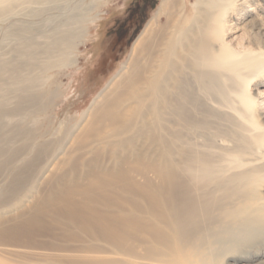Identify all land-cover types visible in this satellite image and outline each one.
<instances>
[{"label":"rangeland","instance_id":"rangeland-1","mask_svg":"<svg viewBox=\"0 0 264 264\" xmlns=\"http://www.w3.org/2000/svg\"><path fill=\"white\" fill-rule=\"evenodd\" d=\"M132 1L0 0V131L10 140L9 150L0 160V200L5 197L10 201L8 206L0 207V212L14 216L27 213L38 199L52 191L71 196L77 208L89 212L82 188L88 186L92 165L108 164L116 153L132 174L142 164L134 156L126 157L116 138L99 137L101 124L87 129L90 118L83 117L93 98L122 68L134 39L160 2L140 0L143 22L141 17L130 42L113 54L114 45L109 44L107 32L115 16ZM189 1L183 0L186 15L192 12ZM249 3L243 0L233 4L223 15L226 21L221 38L235 59L256 54L258 47L264 49V12L256 3ZM244 5L250 9L244 10ZM139 55L138 61L144 59L143 54ZM217 66L206 68L208 74L202 86L190 85L201 94L202 112L197 115V124L187 128L185 137L189 157L198 159V163L208 159L213 165L214 171L207 179L202 178L203 183H197L201 187L192 194L198 193L216 217L221 205L229 208L246 199L253 176L258 177L254 183L264 201V142L257 138L264 134V64L250 75L240 64L237 68ZM21 96L38 102L23 108ZM24 167L26 179L17 185L14 177ZM122 180L115 178L104 187L115 194L110 186L122 184ZM6 190L16 193L9 196ZM88 201L86 205L97 203L95 198ZM43 210L47 212L38 226L4 234L15 249L0 257L28 264H94L108 259L135 263L137 253L142 251L137 240L139 232L131 223L122 237L115 230L107 234L99 228L96 236L88 237L74 221H55L47 214L51 212L48 206ZM74 210L66 211L69 219L79 220ZM52 219L57 227L50 223ZM63 223L69 224L73 233L67 234ZM221 228L215 223L209 231L215 233ZM214 245L221 254L216 255L213 264H233L232 256L241 254L248 257L241 262L264 264L259 261L264 259V231L253 238H225Z\"/></svg>","mask_w":264,"mask_h":264},{"label":"bare ground","instance_id":"bare-ground-1","mask_svg":"<svg viewBox=\"0 0 264 264\" xmlns=\"http://www.w3.org/2000/svg\"><path fill=\"white\" fill-rule=\"evenodd\" d=\"M245 1L256 3L264 12V0ZM242 2L191 0L188 4L192 12L186 15L183 13V0H160L134 39L122 68L93 98L83 115L90 118L87 129L92 130L94 124H101L99 137L116 138L125 156H134L142 164L135 167L136 172L132 174V170L123 167L124 160L116 153L110 163L92 165L88 186L82 188V197L89 212L77 208V202L70 199L71 196H63L59 191L48 192L27 213L24 211L12 216L11 213L0 212V254L15 249L14 244L5 240L4 234L41 224L47 212L43 210L45 206L49 207L51 212L47 214H51L55 221H74L88 237L96 236L99 229L107 234L115 230L122 237L129 230L126 226L130 223L136 226L142 251L137 253L135 263L108 259L94 264H213L216 255L221 254L215 242L222 243L225 238L240 240L260 236L264 231V201L254 183L258 177H252L253 184L245 200L229 208L221 205L216 217L209 212L207 202H203L198 193L192 194L201 187L197 183H203L202 178L209 177L213 165L208 159L201 158L202 163H198V159L190 158L185 142L187 128L197 124L196 118L201 111V94L190 85L202 86L206 68L221 64L237 68L240 64L250 75L256 67L264 64V49L261 47L256 54L235 59L232 50L222 41L226 21L223 15L231 10L233 4ZM246 5L244 10L250 9ZM161 17L163 21L159 22ZM250 24V27L254 25ZM139 54L145 56L141 61L137 58ZM244 91L245 87L242 93ZM23 98L20 101L23 108L38 102L33 98ZM5 134L0 131V160L9 150L10 140ZM257 138L264 142L263 133ZM12 157L13 154L9 159L13 160ZM25 171L24 167L15 175V184L19 185L26 179ZM115 178H122L124 183L110 186L115 192L110 194L104 186ZM15 191L11 192L15 194ZM92 198L97 203L86 205ZM8 200L5 197L0 200V207L8 206ZM74 207L79 220L69 219L66 212ZM55 221L52 219L50 223L56 226ZM215 223L222 228L210 233ZM68 225L65 223L63 230L67 234L73 233ZM232 258L233 264H250L241 262L248 260L247 255H233ZM259 261L264 263L263 258ZM0 264L28 262L0 257ZM79 264L87 263L82 261Z\"/></svg>","mask_w":264,"mask_h":264},{"label":"flooded vegetation","instance_id":"flooded-vegetation-1","mask_svg":"<svg viewBox=\"0 0 264 264\" xmlns=\"http://www.w3.org/2000/svg\"><path fill=\"white\" fill-rule=\"evenodd\" d=\"M141 9L142 5L140 0H133L127 3L121 15L115 16L113 26L107 32L109 44L113 42L114 45V50H112L113 54L121 50L126 41L133 35L134 29L141 21Z\"/></svg>","mask_w":264,"mask_h":264},{"label":"trees","instance_id":"trees-1","mask_svg":"<svg viewBox=\"0 0 264 264\" xmlns=\"http://www.w3.org/2000/svg\"><path fill=\"white\" fill-rule=\"evenodd\" d=\"M143 1V0H142ZM153 5V4H152ZM152 5L150 6V7H152ZM143 20H144V17H142V21H141V24H142V22H143ZM130 40H131V37L127 40L128 42L127 43H129L130 42Z\"/></svg>","mask_w":264,"mask_h":264}]
</instances>
